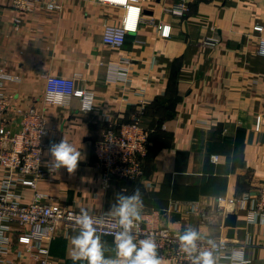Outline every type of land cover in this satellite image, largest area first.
Returning <instances> with one entry per match:
<instances>
[{
	"label": "crops",
	"instance_id": "0c3cea01",
	"mask_svg": "<svg viewBox=\"0 0 264 264\" xmlns=\"http://www.w3.org/2000/svg\"><path fill=\"white\" fill-rule=\"evenodd\" d=\"M10 1L0 0V70L20 77L4 87L11 105L43 107L38 98L48 74H79L75 87L94 93L90 111L80 109L78 97L43 109L47 126L55 127L53 143L65 138L81 151L73 174L61 167L55 183L38 181L48 199L100 213L110 211L117 194L139 189L141 215L159 211V225L192 226L245 243L247 264H264V224L237 211L231 212L235 224L226 225L214 204L219 196L256 193L264 184V56L257 50L264 0H143L137 29L119 47L105 45L101 34L104 24H120V5L60 0L58 10L26 14L14 11ZM182 1L183 15L165 10ZM165 27L168 33L162 34ZM212 35L218 43L206 44ZM134 114L149 134L142 173L112 179L104 188L94 143L108 121L128 122ZM3 175L0 170V184ZM14 194L27 204L33 189L18 184ZM192 201L201 211H189ZM79 234L56 229L49 242L51 264H89L74 258L72 239ZM96 235L104 257L115 259L114 239Z\"/></svg>",
	"mask_w": 264,
	"mask_h": 264
},
{
	"label": "built area",
	"instance_id": "2783aa9c",
	"mask_svg": "<svg viewBox=\"0 0 264 264\" xmlns=\"http://www.w3.org/2000/svg\"><path fill=\"white\" fill-rule=\"evenodd\" d=\"M103 3L120 5L123 14L120 24L106 23L102 29V42L110 47L123 44L127 33L137 29L140 18V3L143 0H99ZM10 7L16 12L31 14L36 11H54L61 7L60 0H11ZM168 12L183 15L186 6L178 2L165 7ZM261 29V27H259ZM168 33L165 27L162 34ZM208 45L218 43L216 36L205 37ZM258 53L264 56V34L258 40ZM60 74H48L44 89L38 98L43 107L30 105L22 107L11 105L4 87L8 81H20L18 75L0 70V170L4 172L0 184V264H51L49 242L56 229H79L76 217L80 210L57 201L38 187V181L45 179L50 183L57 181L59 170L53 168L49 147L53 144V126H47L43 111L45 105H66L72 97H78L82 111L93 108L94 93L91 90L75 87V78ZM61 92L57 100L49 99V93ZM260 120L256 126L259 127ZM148 130L142 124L138 114L132 115L128 122L108 121L102 136L94 143L96 166L101 171L102 187L106 188L110 180H132L142 173V159L146 155ZM215 160L216 156L212 155ZM18 184L28 185L33 189L32 200L22 204L16 199L14 189ZM216 211L225 217L228 213L245 211L247 220L264 224V184L256 193H243L240 196H219L214 200ZM191 212L201 211L198 202L187 203ZM95 219V234L114 235L120 230L118 218L109 215V211L90 213ZM152 211L141 215L133 229L134 242L154 238L157 254L162 260H171L173 264H190L186 255L179 250L178 234L184 230H173L157 224L158 216ZM149 216H153L150 218ZM198 242L200 250H208V239L216 242L215 254L220 264L231 250L242 249L245 243L235 244L227 239L205 235ZM247 241V240H245ZM246 260V259H245ZM247 261V260H246Z\"/></svg>",
	"mask_w": 264,
	"mask_h": 264
},
{
	"label": "clouds",
	"instance_id": "9594fccd",
	"mask_svg": "<svg viewBox=\"0 0 264 264\" xmlns=\"http://www.w3.org/2000/svg\"><path fill=\"white\" fill-rule=\"evenodd\" d=\"M61 92L49 93V99L53 97L59 100ZM49 153L53 158V168L59 170L66 168L69 174H73L81 160V151L63 138L58 144L53 143L49 147ZM142 197L139 189L132 195L117 194V202L111 206L109 215L118 218L120 230L114 235L116 258L104 257V245L97 236L94 227L95 219L89 213L81 209L76 217V223L80 228V234L72 239L74 245V258L87 259L89 264H163L162 258L157 254V244L154 238H146L137 243L133 229L141 220L140 210ZM205 236L194 227L188 226L181 234H178L179 250L184 253L190 264H220V258L215 254L218 247L215 241L208 239L211 245L208 250H200L198 242ZM228 264H247L245 253L242 249L231 250V255L225 257Z\"/></svg>",
	"mask_w": 264,
	"mask_h": 264
},
{
	"label": "water",
	"instance_id": "95a60500",
	"mask_svg": "<svg viewBox=\"0 0 264 264\" xmlns=\"http://www.w3.org/2000/svg\"><path fill=\"white\" fill-rule=\"evenodd\" d=\"M225 224L229 226H233L235 224V214L234 213H228L226 215Z\"/></svg>",
	"mask_w": 264,
	"mask_h": 264
},
{
	"label": "trees",
	"instance_id": "16d2710c",
	"mask_svg": "<svg viewBox=\"0 0 264 264\" xmlns=\"http://www.w3.org/2000/svg\"><path fill=\"white\" fill-rule=\"evenodd\" d=\"M148 143H149V134H148ZM147 151H148V144H147ZM146 154H147V152H146ZM146 156V155H145ZM144 156V157H145ZM144 157H143V159H144ZM143 159H142V161H143ZM120 181H127V180H120Z\"/></svg>",
	"mask_w": 264,
	"mask_h": 264
}]
</instances>
